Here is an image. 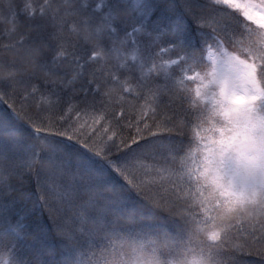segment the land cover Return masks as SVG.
<instances>
[{"label":"snow or ice","instance_id":"6c2138e0","mask_svg":"<svg viewBox=\"0 0 264 264\" xmlns=\"http://www.w3.org/2000/svg\"><path fill=\"white\" fill-rule=\"evenodd\" d=\"M0 106V264H264V0H0Z\"/></svg>","mask_w":264,"mask_h":264},{"label":"trees","instance_id":"16d2710c","mask_svg":"<svg viewBox=\"0 0 264 264\" xmlns=\"http://www.w3.org/2000/svg\"><path fill=\"white\" fill-rule=\"evenodd\" d=\"M97 2H99V0H97ZM0 107H3V106H0ZM248 259H254L253 257H249Z\"/></svg>","mask_w":264,"mask_h":264}]
</instances>
